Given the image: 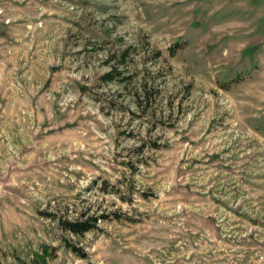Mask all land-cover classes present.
Listing matches in <instances>:
<instances>
[{"label": "rangeland", "instance_id": "1", "mask_svg": "<svg viewBox=\"0 0 264 264\" xmlns=\"http://www.w3.org/2000/svg\"><path fill=\"white\" fill-rule=\"evenodd\" d=\"M44 249L264 264V0H0V264Z\"/></svg>", "mask_w": 264, "mask_h": 264}, {"label": "trees", "instance_id": "2", "mask_svg": "<svg viewBox=\"0 0 264 264\" xmlns=\"http://www.w3.org/2000/svg\"><path fill=\"white\" fill-rule=\"evenodd\" d=\"M61 227L73 234H81L90 230L93 227V224L89 223L87 220L79 221V220H60ZM45 249L43 250V254L39 255L37 253L34 254L29 262L19 261V264H45Z\"/></svg>", "mask_w": 264, "mask_h": 264}]
</instances>
